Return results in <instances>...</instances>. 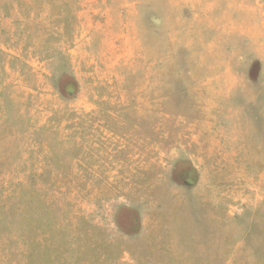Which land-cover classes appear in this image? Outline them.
Returning a JSON list of instances; mask_svg holds the SVG:
<instances>
[{"label":"rangeland","instance_id":"rangeland-1","mask_svg":"<svg viewBox=\"0 0 264 264\" xmlns=\"http://www.w3.org/2000/svg\"><path fill=\"white\" fill-rule=\"evenodd\" d=\"M251 4L0 0V264H264Z\"/></svg>","mask_w":264,"mask_h":264},{"label":"crops","instance_id":"crops-1","mask_svg":"<svg viewBox=\"0 0 264 264\" xmlns=\"http://www.w3.org/2000/svg\"><path fill=\"white\" fill-rule=\"evenodd\" d=\"M176 4L181 7H189L193 9H200V13L210 17L215 14L216 8L219 7L222 0H174ZM227 9L224 11L223 20L231 24V29L236 28V23L246 17L247 13L254 8L251 0H226ZM199 12L195 13V17L199 16Z\"/></svg>","mask_w":264,"mask_h":264},{"label":"built area","instance_id":"built-area-1","mask_svg":"<svg viewBox=\"0 0 264 264\" xmlns=\"http://www.w3.org/2000/svg\"><path fill=\"white\" fill-rule=\"evenodd\" d=\"M260 1V3H262V5H264V0H259Z\"/></svg>","mask_w":264,"mask_h":264}]
</instances>
